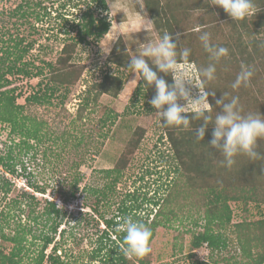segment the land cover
<instances>
[{
  "label": "rangeland",
  "instance_id": "obj_1",
  "mask_svg": "<svg viewBox=\"0 0 264 264\" xmlns=\"http://www.w3.org/2000/svg\"><path fill=\"white\" fill-rule=\"evenodd\" d=\"M105 1L106 10L91 0H0V93L14 96L15 105H21L18 115L27 117L29 125L38 123L41 137L30 139L32 147L28 153L18 155L19 174H7L17 190L22 187L35 198L29 203L23 201L20 208L10 209L12 199L18 197L17 190L8 194L0 190V249L8 254L17 246L16 242L2 238L1 233L23 237L19 264H35L43 237L49 235L52 242L44 250L40 264H118L123 244L114 231L122 229V218L131 217L120 210L125 201L127 208L137 205L143 218L149 215L148 223L161 205L162 212L157 217L161 224L155 227L149 241L150 252L138 257L145 264H193L194 259L239 264L247 258L244 248L256 255L264 245V202L256 205L255 201H245L243 195L233 193L237 199L228 201L229 222L217 224L215 220L211 224L213 233L221 235L222 243L214 248L203 243L193 250V256H188L192 252L193 233L205 227L207 209L215 206L223 217L225 211L220 208L221 201L213 205V198L206 194L205 177L200 180L194 173L183 172L148 97L138 88L139 74L127 68L130 57L141 54L146 43L157 42L161 31L154 26L142 0ZM196 1L170 0L175 26L183 28L187 17L195 21L202 16V11L193 9ZM86 2L91 4L88 11L93 17H105L109 29L120 33L117 40L112 42V32L101 38L86 36L77 44L72 59L84 66L77 82L66 89L58 87L49 101L42 104L26 102L35 92L49 91V64L55 63L65 41L76 35L77 19L87 8ZM22 11L26 15L22 16ZM225 27V31L232 30ZM189 38L185 35L183 40ZM14 39H22L21 51L13 48ZM109 43L111 51L114 48L112 55L122 58L124 65L114 62V56L109 58L111 52L103 55L101 47ZM21 67L28 73L17 70ZM177 67L200 84L194 64L182 63ZM226 70L217 71L212 80L218 93L215 99L237 96L242 115L245 111L260 110L264 117V104L260 103L263 98H253L251 91L242 96L245 86L233 89ZM106 71L122 76V89L116 97L101 94L95 99L94 85ZM186 87L192 98H198L199 90L194 85ZM138 130L142 133L140 143L133 153H128L127 163L117 170L119 156L130 149L129 143ZM9 132L10 126L0 123V154L9 146L16 155L20 137ZM26 181L43 187L45 192H32ZM263 189L257 190L259 197ZM149 199L158 200L159 204L154 206ZM48 200L60 208L55 219L54 213H47ZM55 221L59 224L53 232L51 225ZM54 244L58 249L52 252ZM138 258L133 257L128 264H141Z\"/></svg>",
  "mask_w": 264,
  "mask_h": 264
},
{
  "label": "trees",
  "instance_id": "obj_2",
  "mask_svg": "<svg viewBox=\"0 0 264 264\" xmlns=\"http://www.w3.org/2000/svg\"><path fill=\"white\" fill-rule=\"evenodd\" d=\"M85 2V0H83ZM94 1L97 6L102 10L107 9V3L105 0H91ZM144 7L149 14V17L152 19V22L156 29L161 31V36L165 33L173 35L174 40L177 42V52H181L183 49H190V55L187 60L178 55V64H194L196 67V74L199 75L200 81L202 77L200 76V70L207 67L210 63H215L216 73L217 71L226 70L229 73L230 83L233 84L236 80L237 75L241 71L242 66H247L253 71V76L250 78L249 83L245 88H243L242 96L247 94L249 91L252 92L253 98L258 95V99L263 98V101L260 103L264 104V0H253L254 4V14L246 17L244 20L233 21L224 11L218 6L212 5L213 0H197L193 4V9L202 11V16L193 19L187 17L188 23L184 27H179V24L175 26L176 18L172 11V4L170 0H142ZM87 8L82 10L80 17L77 19V29L76 35L74 37H69L67 41L63 44L59 55L57 56L54 64H49V77L48 81L52 84L48 88L47 93H38L30 95L26 98V102L33 103H44L49 101V99L55 94L58 87H69L73 85L80 78L82 71L84 69L83 65L75 64L73 59V54L77 44L80 43L86 36L94 35L96 38H101L105 33H107L110 23L105 17H93L92 13L88 11L90 5L86 2ZM26 12V11H25ZM24 11L20 14L26 15ZM185 17V18H186ZM228 21V22H227ZM175 22V23H174ZM230 26L231 31H225V26ZM176 30L175 28H178ZM202 32H208L210 34V43L218 46L225 47L228 49V53L225 57H222L218 62H214L210 59L209 54L204 50L202 42L199 37ZM223 34V39H220V36ZM176 35H179L178 39ZM190 36L189 40H183L184 36ZM120 39V38H119ZM21 42L20 40H15L13 43L14 49H19L21 51ZM31 45V44H30ZM114 49V48H113ZM111 51V56L113 60L119 66L124 65L123 59L115 57L112 55L114 51ZM16 51V50H15ZM7 53L8 50H5ZM12 53V52H11ZM21 54L17 57L20 58ZM10 67L14 68L15 64ZM150 66L151 63H150ZM154 67V66H153ZM18 71H23L28 73V71L21 67L17 68ZM155 70V68H154ZM159 76L164 78L166 82L171 84L173 78L171 75H165L163 73H158ZM140 77V76H139ZM123 78L120 75H112L109 72H105L102 75V78L99 82L95 83L94 87L96 90L95 99L101 94H109L111 96H118L120 90L123 86ZM212 81L205 80L203 87L208 92H214L215 96L218 95L211 85ZM253 87V88H252ZM139 89L144 90V96H147L150 100L155 95V87H149L143 80L140 78ZM262 95V96H261ZM215 96L209 95L208 102L212 105V109L208 112V116L211 117V121L208 124L205 135L202 141L197 139L196 129L203 125L204 121L202 117H194L191 119L192 114L186 113L190 118V125L188 128L183 126H168L164 128L167 139L173 149V153L180 164L183 172L194 173L196 177H199L200 180L203 177L206 178L205 192L208 196H211L213 199L212 204L217 205L221 201V209L225 211L223 214L215 211V206L212 209H207L206 211V223L203 230L193 233V240L191 244V251L189 257L193 256V250L202 246L203 243H207L212 248L220 245L222 243V237L220 234H214L212 231L211 224L216 220L217 224H221L223 221L229 222L231 216V210H229L228 201L236 200L237 193L241 197L243 195L244 200H252L258 205L259 201L264 202V193L261 197L257 195V190L264 188V159L250 160L246 155L239 154L234 157V163L231 167L226 166L222 163L224 157L217 152L216 149H213L209 146V142L212 139V130L213 125L211 122H214L215 116L218 112L221 111V108L216 109V99ZM237 97V96H236ZM231 99H225V102H230ZM178 103L179 100H178ZM21 105H15L14 96L6 94L4 91L0 93V123H6L10 126V134H17L20 137V142L16 144L18 146V153L13 154V149L7 146V150L4 153L0 154V190L3 194L10 193L13 189H16L14 183L11 181L12 177L17 176L18 169V155L20 152L28 153L32 145L29 143L30 139L40 140V126L38 123L32 124L26 121L27 117L19 116L18 109ZM151 109L152 106L150 105ZM237 107L239 105L237 104ZM155 111V109H153ZM260 113V110L258 111ZM244 113V111H243ZM256 115L257 111H245L244 115ZM142 130V129H141ZM136 133V131H135ZM142 138V133L137 131L135 137L132 139L130 144V149L125 153H122L119 156V160L116 162L117 170L119 166H123L128 161V153H133ZM256 151L264 154V139L257 142ZM120 164V165H119ZM26 186L32 188V192H41L44 193L45 189L26 181ZM17 190V189H16ZM231 192V193H230ZM264 192V189L261 191ZM259 194V193H258ZM17 196L12 199L10 204V209L14 207L20 208L21 203L26 201H32L35 197L34 194L30 191L25 190L20 187L17 190ZM262 198V199H261ZM260 199V200H259ZM149 202L153 203L154 206L158 205V200L149 199ZM165 201V199H164ZM164 203V202H163ZM223 203V204H222ZM12 205V206H11ZM47 213L55 214L54 219L61 213L60 208L57 204L52 201H46ZM137 205L133 208H127V205L122 202L120 210L125 213V215H131V218L138 220L144 223L151 230L150 240L154 236V229L157 225L161 224V221L157 217L161 214V205L158 206V209L155 210L152 219L148 223V216L143 218L140 213L137 212ZM163 207V206H162ZM133 210L131 211V209ZM131 211V212H130ZM64 213H62L63 215ZM49 219V218H48ZM167 220V219H166ZM168 221V220H167ZM109 223L110 221H105ZM59 222H54L51 225V230L54 232L57 229ZM162 225H165L163 222ZM114 232L118 233L119 240L123 244V238L126 234L123 229L115 230ZM2 238L5 240H11L16 242V247L11 250L10 253L4 254L0 249V264H19L20 259L18 256L22 250L20 242L23 237H10L1 233ZM42 247L39 251L38 257L35 260V264H40L45 257L44 250L52 242V236L45 235L42 241ZM18 243V244H17ZM224 245V243H223ZM120 249V257L118 258L120 262L118 264H128L132 261V258L135 256H127ZM242 248H244L242 246ZM53 251L57 250V246H53ZM246 253V259H242L239 264H263L264 263V245L262 249L256 255L252 256L250 251L243 249ZM51 257L54 262H60L56 257L48 255ZM132 257V258H131ZM138 258V257H137ZM141 264H145L143 258H138ZM193 264H213L209 261H204L201 259H194Z\"/></svg>",
  "mask_w": 264,
  "mask_h": 264
},
{
  "label": "clouds",
  "instance_id": "obj_3",
  "mask_svg": "<svg viewBox=\"0 0 264 264\" xmlns=\"http://www.w3.org/2000/svg\"><path fill=\"white\" fill-rule=\"evenodd\" d=\"M212 5L223 9L233 21L244 20L254 14L253 0H213ZM110 32L113 33L112 42H114L120 33L113 32L112 28L107 33ZM178 37L179 35H176L177 39ZM199 39L212 61L218 62L227 55V48L210 43L208 32H202ZM109 45L110 43L106 47H101L105 56L111 52ZM177 48V42L173 35L165 33L157 42L146 43L141 54L130 57L127 68L131 69L135 75L139 74L141 80L149 87H155V95L149 100V104L155 109V113L163 126L188 128L190 118L183 114L191 113V119L202 117L204 123L196 129L197 139L202 141L205 130L211 121L208 112L213 108L208 102V96H215V93L201 89L205 80L212 81L215 79L216 65L210 63L200 70L202 79L198 85L191 78L190 73L181 71L177 67L178 55L187 60L190 49L185 48L178 53ZM149 61H151L152 66H150ZM158 73L171 75L173 82L169 84ZM252 76L253 71L247 66H242L232 84L233 89L239 88L241 85L247 86ZM186 85H194L199 90L198 98L191 97L190 89ZM178 100H183L185 103L180 104ZM237 104L238 97H233L230 102H225L223 96L217 99L216 105L221 108V111L216 114L214 122H211L213 130L209 146L216 149L224 157L222 163L228 167L233 165L234 157L239 154L246 155L250 160L264 159V154L256 151L257 142L264 139V117L259 113L242 115ZM122 219L121 227L126 233L123 238L124 247L122 251L127 256L135 257L148 254L150 252L151 230L144 223L131 217Z\"/></svg>",
  "mask_w": 264,
  "mask_h": 264
}]
</instances>
